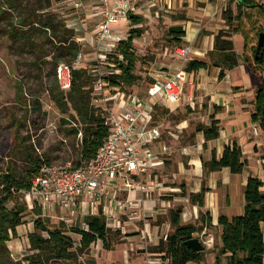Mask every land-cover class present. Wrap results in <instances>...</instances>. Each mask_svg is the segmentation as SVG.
<instances>
[{"label": "trees", "instance_id": "1", "mask_svg": "<svg viewBox=\"0 0 264 264\" xmlns=\"http://www.w3.org/2000/svg\"><path fill=\"white\" fill-rule=\"evenodd\" d=\"M35 1V10L18 20L14 17L10 19V15L21 5V1L1 0L0 21L8 23L11 34L20 26H41L47 30L56 28L59 31L57 39L59 45L54 50L52 61L56 69L61 64L71 68V87L66 96L62 92H57L53 94L52 99L58 107L65 108L67 102H70L77 114V121L81 125L78 132L82 135L78 160L73 168H78L95 157L108 135V129L104 125V114L93 104V84L96 79L85 68H73L72 64L81 47L75 40L74 31L66 28L64 22H55L57 15L48 12L52 7L51 0ZM233 5L235 9L232 8ZM39 13H49L48 18L42 19ZM221 16L227 28L219 30L215 35L214 47L208 52L207 60H190L185 70L192 73L200 69L218 68V78L221 80L225 77L226 71L233 70L240 62L247 66L251 75L258 80L251 120L259 125L264 134V47L259 50L256 47L259 34L264 32V26L258 22L259 19L264 22V4L257 0H228ZM180 19L186 20L183 16ZM129 21L133 27L128 30L126 39L120 40L115 53L108 55V60L115 65L114 72L102 77L107 87L123 92L135 86L140 79L136 74V64L140 56L134 48V41L143 37L145 33L143 27L138 26L142 23V18L130 15ZM235 34H239L243 39L242 58H239L234 50ZM167 37L170 42L180 46L185 37V30L182 26H171L168 28ZM119 55L121 59L118 58ZM195 133H202L205 141L215 140L220 133L219 121L212 119L208 125L198 124L193 136ZM245 165L246 160L236 143L226 146L220 158H216L213 153L210 161L203 162V168L207 172L228 168L233 174L241 173ZM41 166L39 163H32L22 172L12 169L0 171V264H3L1 262L3 255L8 253V242L17 236V228L24 223L27 215V205L21 192L29 188L31 179L39 172ZM261 186L260 180L250 177L244 191V213L231 219L219 217L221 245L215 257V264H222V257H225V264H263L264 194L261 193ZM205 193L206 188H202L199 193L183 195L188 197L191 204L202 207ZM10 203L12 207L8 208ZM30 212L38 217L33 221V232L27 236L29 249L33 252L25 258L27 264H70L87 255L91 245L97 242H101L104 249L111 250L110 236L117 233L107 226L101 208L97 214L85 216L82 224L71 227L62 223L50 227L48 220L42 218L40 207L35 206ZM182 213L183 207L180 205L169 209L168 221L171 231L157 246L147 251L158 255L161 264H200L204 260V252H192L185 242L201 233L204 224L209 227L211 219L201 213L199 216L201 226L185 224ZM71 234L79 237L78 244ZM89 263L95 264L93 260H89Z\"/></svg>", "mask_w": 264, "mask_h": 264}, {"label": "rangeland", "instance_id": "2", "mask_svg": "<svg viewBox=\"0 0 264 264\" xmlns=\"http://www.w3.org/2000/svg\"><path fill=\"white\" fill-rule=\"evenodd\" d=\"M19 1L21 5L12 12L13 16L9 14L10 19L14 17L19 20L26 13L35 10V0ZM232 8L235 9V6L233 5ZM48 12L57 15L55 22H64L66 25L62 14L54 11L52 7ZM49 13L39 14L45 20ZM258 22L264 26L263 20L259 19ZM171 26H173L172 22L164 19H161L154 29L143 26L145 31L143 37L138 39L140 41L134 42V48L140 56L136 64V74L140 79L135 86L127 88L128 92L144 93L151 82V74L158 69H168L166 68L168 62L180 60L175 53L176 44L170 42L167 37L168 28ZM66 28L70 29L67 25ZM128 28L127 22L112 27L113 33L116 32L121 36L126 35ZM15 32L14 35L11 34L8 23L0 21V171L12 169L22 172L32 163L73 167L79 156L82 133L78 131L81 130V125L70 102H67L64 108L58 107L52 99L53 94L57 92H62L65 96L68 92L60 87L52 61L54 50L59 45L57 43L59 31L56 28L47 30L41 26H20ZM92 51L91 49L83 52L85 60L81 68L87 69L88 72L95 67ZM112 53L115 51L110 54ZM114 66L108 61L107 65L101 66V74H109ZM114 89L107 87L105 94L110 92L109 95H112ZM191 90L193 89L187 83L183 89L181 103L172 113L163 105H157L158 121L165 128L164 140L173 149L191 145L194 129L196 125L201 124L199 113H202V110L195 105L194 110L188 107L190 102L187 98ZM194 97H196L195 92H193V100ZM178 126L184 128L178 129ZM168 132L173 133L175 137L170 136ZM154 174L158 175L156 171ZM158 181L164 182L162 178H158ZM165 194L170 193H161L159 196L157 193H151L147 199L172 201V198ZM124 196L125 194L119 192L115 194L116 200H121ZM78 202L66 212H61L59 208L46 211L40 208L41 216L48 220L50 227L59 223L67 227L82 224L83 218L91 213L86 205L81 208ZM179 205L176 203L174 207ZM102 206L103 204L100 205L101 209ZM7 207L11 208L12 204ZM151 209L153 211V208ZM169 209L166 206L161 214L149 216V213H144L147 209L141 205L134 210H119L114 217L104 215L107 226L112 231H117L110 236L111 250L104 249L102 243L97 242L91 245L87 255L79 257L76 262L70 264H90L89 260H93L95 264H161L158 255L147 251L157 246L171 231L170 229L167 232V228L164 227L165 223L169 222ZM37 217L30 210L27 211L24 223L17 228V236L7 244L8 253L1 259L3 264H27L25 258L33 254L29 249L27 236L33 232V221ZM61 217L64 220H61ZM145 230L148 231L145 233ZM153 232L156 234H152ZM43 235L46 236L45 233ZM201 235V233L195 235V238L198 237L206 248L204 260L200 264H215L212 259L214 255L216 257L219 249L216 240H212L207 246L205 245L207 236ZM71 236L78 244L79 237L73 234Z\"/></svg>", "mask_w": 264, "mask_h": 264}, {"label": "crops", "instance_id": "3", "mask_svg": "<svg viewBox=\"0 0 264 264\" xmlns=\"http://www.w3.org/2000/svg\"><path fill=\"white\" fill-rule=\"evenodd\" d=\"M227 1L134 0L133 15L142 18L139 27L154 29L161 19L171 21L173 26L183 27L185 37L180 46L189 48V56L185 62L180 59L168 62L166 65V68L176 71L186 66L190 60H207L208 52L214 47L215 35L219 30L227 28L221 16ZM257 1L264 4V0ZM76 4H79V7H75ZM52 8L62 14L66 25L75 31V39L81 47L80 52L90 51L100 20L99 0H52ZM182 16L186 20L180 19ZM127 23L129 30L133 26L129 20ZM126 35L121 36L115 32L113 38L123 40ZM233 44L235 53L242 58L244 47L243 39L239 34L233 36ZM187 74L186 84H190L193 89L188 93L187 101L191 100L188 107L194 110L195 105L202 110V113H199L201 124L208 125L212 119L219 121V137L205 141L202 133H195L191 145L174 149V153L167 158L164 167L157 170L158 178L164 181L160 183L164 192L156 193L158 196L161 193H170L165 196L172 198V201L144 199L138 193H125L123 200L131 204L130 210L144 206L147 209L144 213H149V216L161 214L166 206L171 209L179 203L183 207V223L196 226L202 225L199 220L202 213L206 218L211 219V225L209 227L203 225L201 236L206 235L211 241L215 239L219 248L221 227L218 225V219L221 216L231 219L244 213V191L250 177L262 182L260 190L264 194V134L259 125L251 120L258 80L242 62L233 70L226 71L225 77L221 80L218 78L219 69L213 67ZM193 92L196 93L194 100ZM254 126L258 127L257 135L253 133ZM232 143H236L241 149L246 160L242 172L233 174L228 168L205 171L203 162L210 161L213 153L216 158H220L225 147ZM202 188H206L202 207L191 204L188 197L183 195L199 193ZM102 208L103 212H107L110 205L105 202ZM164 227L167 228V232L171 229L169 222H166ZM147 231L145 230V233ZM262 232L264 238V224ZM225 262V257H222V264Z\"/></svg>", "mask_w": 264, "mask_h": 264}, {"label": "built area", "instance_id": "4", "mask_svg": "<svg viewBox=\"0 0 264 264\" xmlns=\"http://www.w3.org/2000/svg\"><path fill=\"white\" fill-rule=\"evenodd\" d=\"M99 2L100 20L92 45L95 67L89 74L96 79L93 104L104 114L108 135L95 157L81 167L42 165L31 179L29 188L21 192L30 211L37 206L45 211L59 208L61 212H66L79 201V206L84 204L91 214H97L100 205L106 202L110 208L107 212L102 211L103 215L114 217L117 211H125L131 206L127 200H116L117 192L138 193L144 199L149 198L151 193L164 192L154 172L164 167L174 149L164 140L165 128L158 121L157 111L160 104L171 113L179 107L188 80L187 71L185 66L176 71L156 70L142 94L118 89H114L112 95H109L110 92L105 94L107 85L102 77L110 75L114 69L109 74H101V66L108 64V55L115 51L116 43L120 41L113 38L112 27L127 22L129 16L135 14V7L134 0ZM189 51L184 46L175 48L176 55L184 62ZM118 58L121 59V56ZM84 60L83 53L79 52L73 68H81ZM56 78L60 87L69 91L71 68L59 65ZM177 128L182 129V126ZM253 133L258 134L257 126L253 127ZM168 134L175 137L171 132ZM60 219L64 220L63 217ZM211 242L207 239L205 245L209 246Z\"/></svg>", "mask_w": 264, "mask_h": 264}, {"label": "water", "instance_id": "5", "mask_svg": "<svg viewBox=\"0 0 264 264\" xmlns=\"http://www.w3.org/2000/svg\"><path fill=\"white\" fill-rule=\"evenodd\" d=\"M257 50L264 47V32H261L257 39ZM186 246L192 250V252H204L205 246L199 238H192L185 242Z\"/></svg>", "mask_w": 264, "mask_h": 264}]
</instances>
